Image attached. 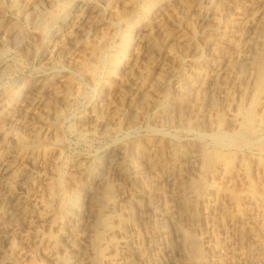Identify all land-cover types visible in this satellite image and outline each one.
I'll list each match as a JSON object with an SVG mask.
<instances>
[{"label": "rangeland", "instance_id": "rangeland-1", "mask_svg": "<svg viewBox=\"0 0 264 264\" xmlns=\"http://www.w3.org/2000/svg\"><path fill=\"white\" fill-rule=\"evenodd\" d=\"M124 1L0 0V98L15 106L31 82L45 79L48 85L54 83L41 91L39 106L22 115L33 121V127L11 126L0 139V155L8 147L15 150L7 187L13 188L24 174L28 177L26 210L15 220L20 228L8 237L0 264L72 262V251L79 248L82 236L75 218L83 211L87 185L98 179L97 167L112 149L125 154L116 171L110 170L105 197L114 192L120 171L130 177L124 183L128 191L142 190L148 182L135 171L149 161L150 200L182 211L179 237L184 244L182 259L187 261L183 259L181 264H264V3L182 0L164 15L163 29H153L155 46L144 57L150 61L140 57L133 65L135 59H130L131 65L124 68V55L143 47L136 45L138 29L152 16L157 1L163 0ZM79 2L87 6L82 11L86 27L78 30L84 34L82 41L74 45L76 35L75 31L69 34L74 29L70 25H66L68 36L61 37L64 41H56L57 25ZM252 18L259 41L251 52V67L237 63L236 58ZM164 30L174 41L164 37ZM126 44L128 51L123 49ZM45 48L52 51L51 56L40 60ZM128 71L135 82L124 79L120 83L123 89L113 79ZM155 73L159 79L153 78ZM103 95H108L109 112L101 109ZM226 109L236 115L232 121ZM6 113H0L1 121ZM20 134L22 140L17 142ZM183 152L189 160L183 181H189L185 184L189 183L196 196L190 193V199H185L188 202L181 201L184 206L180 202L179 207L165 176L173 172L179 178L182 168L177 166ZM133 211L130 218L140 238L137 253L151 255L145 247L149 227ZM99 233L98 228L93 238L94 262L130 264L121 254L103 247L105 237Z\"/></svg>", "mask_w": 264, "mask_h": 264}, {"label": "bare ground", "instance_id": "bare-ground-1", "mask_svg": "<svg viewBox=\"0 0 264 264\" xmlns=\"http://www.w3.org/2000/svg\"><path fill=\"white\" fill-rule=\"evenodd\" d=\"M22 1H28V0H22ZM108 1V0H107ZM124 1V0H123ZM128 1V0H127ZM226 1V0H225ZM231 1V0H229ZM244 2V0H242ZM248 1V0H246ZM112 2V1H111ZM110 2V3H111ZM118 2V1H117ZM116 2V3H117ZM125 2V1H124ZM152 2V1H151ZM159 4L154 7V10L152 12V16L146 20V22L144 23V25H142V27L140 29H138L137 33H136V40L138 42V45L140 46L141 44H143L140 49L137 50H133L132 53H129V55H124L125 61H124V66H129L131 64L129 63V60H134V62L132 63L133 65H135V63L137 64V61L140 57H145L150 53V48L153 44V29L155 28H159L161 29L162 27H164V25L162 26V22H163V18L164 15H168L169 11H171V9H173L174 5H178L179 3L181 4L182 0H163L161 2L157 1ZM218 2V1H217ZM228 2V1H227ZM234 2H239V0H235ZM250 2L252 3V0H250ZM22 3V2H21ZM24 3V2H23ZM26 3V2H25ZM24 3V4H25ZM224 3V1H223ZM233 3V2H231ZM253 3H264V0H254ZM38 4V3H37ZM122 4V3H121ZM155 4V3H154ZM222 4V3H221ZM20 5V4H19ZM26 6L28 5L25 4ZM34 5V4H33ZM124 5V3H123ZM226 5V4H225ZM240 5V4H239ZM264 5V4H263ZM29 6H31V4H29ZM113 6V5H112ZM111 6V7H112ZM182 6V5H181ZM193 6V5H192ZM236 6V5H235ZM241 6V5H240ZM240 6L237 8V10H240ZM245 6V5H244ZM22 7V5H21ZM87 7V6H86ZM86 7H84V5L82 3H77L75 4L74 8H73V12L71 13V15L69 16H65L61 22L59 23V25H57V29L55 32V40H60L64 38H61L63 36L64 33L67 34L68 36V32H65L67 30V26L66 25H70L71 29L69 34L74 32L75 39L73 40L74 45H76V43H79L82 41L83 38V33L79 32L78 30L82 27H84L82 25V11H86ZM115 7H118L117 5H115ZM121 7V6H120ZM123 7V6H122ZM176 7V6H175ZM227 7V6H226ZM129 8V7H128ZM179 8V7H178ZM176 7V9H178ZM243 8V7H242ZM125 9V8H123ZM132 9V8H131ZM255 9V8H254ZM27 10V9H26ZM89 10V9H88ZM122 10V8H121ZM236 10V11H237ZM246 10V9H245ZM29 11V10H28ZM80 11V12H79ZM117 11V10H115ZM144 11V10H143ZM257 11V10H256ZM33 12V11H32ZM68 12V11H67ZM121 12V11H119ZM238 12V11H237ZM236 12V13H237ZM245 12V11H244ZM36 13V12H34ZM66 13V12H65ZM88 13V12H87ZM86 13V15H87ZM95 13V12H94ZM113 13V12H112ZM127 13V12H125ZM144 13V12H143ZM70 14V13H69ZM252 14V13H251ZM260 14V13H259ZM125 15V14H124ZM209 15V14H208ZM90 16V15H89ZM97 16V15H95ZM118 16V15H117ZM206 16V15H205ZM203 17V16H202ZM210 17V16H209ZM252 17V16H251ZM257 17V16H256ZM201 19V17H199ZM255 18V17H254ZM54 19V18H53ZM253 19V18H252ZM258 19V18H256ZM260 19V18H259ZM258 19V20H259ZM255 19H253V21L251 20V23H248V25H246V31L242 34L241 36V43L238 46L239 47V59L236 58L237 63H239V61L241 62L240 64L243 65L244 64H249V59L251 56V52L252 49L254 48L255 44H257L258 40V34L256 33V31L254 29H256V21L254 22ZM60 21V20H59ZM203 21V20H202ZM229 21V20H228ZM231 21V20H230ZM87 22V21H86ZM195 22V21H193ZM201 22V21H200ZM199 22V23H200ZM259 22V21H258ZM208 23V22H207ZM255 23V25L253 24ZM84 24V23H83ZM209 24V23H208ZM246 24V23H245ZM258 24V23H257ZM261 24V23H260ZM206 25V24H205ZM227 25V24H226ZM234 25V24H233ZM232 25V26H233ZM244 25V24H243ZM231 26V25H230ZM240 26V25H239ZM86 27V26H85ZM175 27V26H174ZM177 27V26H176ZM243 27V26H242ZM179 28V27H178ZM205 28V27H204ZM68 29L69 26H68ZM128 29V28H127ZM131 29V28H130ZM163 29V28H162ZM13 30V29H12ZM137 30V29H136ZM171 30V29H170ZM173 30V29H172ZM179 30V29H178ZM69 31V30H67ZM82 31V30H81ZM158 32V30H156ZM166 30H164V32L162 33L164 35V37L166 39H171L170 38V33L165 32ZM258 31V30H257ZM54 32V31H53ZM160 32V31H159ZM171 32V31H170ZM261 32V31H260ZM183 33V32H182ZM8 36H11V31H7L6 33ZM156 34V32L154 33ZM158 34V33H157ZM161 34V33H160ZM177 34V33H176ZM65 35V34H64ZM185 34H183L184 36ZM128 36V35H127ZM135 36V35H134ZM157 36V35H156ZM178 36V35H177ZM261 36V35H260ZM259 36V37H260ZM52 37V36H51ZM66 37V36H65ZM74 37V36H73ZM182 37V35H181ZM160 38V37H159ZM174 38V37H173ZM178 38V37H177ZM53 39V38H52ZM181 39V38H180ZM70 40V39H69ZM162 40V39H161ZM173 40V39H171ZM168 41V40H167ZM174 41V40H173ZM179 41V40H178ZM220 41V40H219ZM61 42V41H60ZM60 42L58 44H60ZM68 42V40H67ZM70 42V41H69ZM156 42V41H155ZM163 42V41H162ZM172 42V41H170ZM62 43V42H61ZM140 43V44H139ZM160 43V42H159ZM220 43V42H219ZM55 44V43H54ZM73 43H71L72 45ZM123 44V43H122ZM65 45V44H63ZM154 45V44H153ZM155 46V45H154ZM72 49V46H70ZM74 47V46H73ZM133 47V46H132ZM48 48V47H47ZM97 48V47H96ZM134 48H136V46H134ZM216 48V47H215ZM53 49V48H52ZM124 50H127V44L124 45ZM133 49V48H132ZM153 49V48H152ZM168 49V48H167ZM155 50V49H154ZM238 50V49H237ZM261 50V48H260ZM62 51V50H61ZM118 51V50H117ZM128 51V50H127ZM219 51V50H218ZM52 52V51H51ZM51 52L50 49H46L39 55V59L40 60H46L48 58H50L49 56H51ZM115 52V51H114ZM124 52V51H123ZM172 52V51H171ZM238 52V51H237ZM113 53V52H112ZM260 54V53H259ZM262 54V53H261ZM255 56V55H254ZM252 58H254L252 56ZM251 58V59H252ZM263 58V57H262ZM145 59V58H144ZM250 59V60H251ZM146 61H150L149 59H145ZM141 61V60H139ZM224 61V60H223ZM234 61V60H232ZM257 61V60H256ZM259 61V60H258ZM126 62V63H125ZM142 62V61H141ZM227 62V61H226ZM225 62V63H226ZM146 63V62H145ZM149 63V62H147ZM146 63V64H147ZM151 63V62H150ZM222 63V62H221ZM231 63V61L229 62ZM227 64V63H226ZM220 65V64H219ZM224 65V64H223ZM232 65V63H231ZM255 65V64H254ZM142 66H145V64ZM239 66V65H238ZM237 66V67H238ZM249 66H251L249 64ZM258 66V65H257ZM245 67V66H244ZM252 67V66H251ZM263 67V66H262ZM125 68V67H124ZM128 67H126L127 70ZM235 68V67H234ZM123 69V68H122ZM130 69V68H129ZM128 69V70H129ZM228 69V67L226 68V70ZM230 69V68H229ZM82 70V69H81ZM115 70V69H114ZM256 71H258V69H255ZM262 68L259 66V77L261 76L262 73ZM118 72V71H117ZM126 71L124 70V73ZM134 72V71H133ZM160 72V71H159ZM159 72L157 74H159ZM119 74V73H118ZM156 73L152 75L153 78L155 79H159L158 75ZM109 75V74H108ZM60 76V75H59ZM65 77V76H64ZM257 77V76H256ZM114 78V77H113ZM166 78V77H165ZM44 79V78H43ZM55 79V78H54ZM124 79H126L127 81H132L131 83H133V77L128 73L123 74V72L121 74H119L118 76H116L113 81L114 83L119 82V84L121 83V81H123ZM212 79V78H211ZM210 79V80H211ZM222 79V78H221ZM45 80V79H44ZM44 80H40L37 79L34 82H31L30 84L27 85V89L24 92L21 100L16 103V105L14 106H10L9 105V100H7L6 98H0V113L2 111L6 110V114L4 115L3 119H2V124L0 125V139L5 135L4 133L6 132V128L8 129L11 126H15V125H20L22 126L25 130H30L33 125L31 122L33 121H26L23 119L22 115L24 113V111H33L36 107L39 106V104L41 103L42 100V96H41V91L43 89H46L47 87L51 88V84L48 85L47 82H45ZM61 80V79H59ZM146 80V79H145ZM216 82V78L214 79ZM218 80V79H217ZM109 81V80H108ZM111 82H113L112 80H110ZM126 81V83H128ZM158 81V80H157ZM261 81V80H260ZM49 82V81H48ZM51 82V81H50ZM62 82V81H61ZM60 82V84H61ZM65 82V81H64ZM125 82V81H124ZM135 82V81H134ZM142 82V81H141ZM213 82V81H211ZM221 82V81H220ZM262 82V81H261ZM58 83V82H57ZM69 83V82H68ZM110 83V82H109ZM139 83V82H138ZM54 84V83H53ZM58 83V85H60ZM63 84V83H62ZM118 84V83H117ZM134 84V83H133ZM137 84V83H136ZM153 84H155L153 82ZM257 84V83H256ZM57 85V84H56ZM65 85V84H64ZM125 85V84H124ZM123 85V86H124ZM209 85V84H208ZM216 85V84H215ZM258 85V84H257ZM120 86L122 87V85L120 84ZM138 86V85H137ZM140 86V85H139ZM54 87V86H53ZM60 87L63 88V85H61ZM66 87V86H65ZM127 87V86H126ZM130 87V86H129ZM208 87V86H207ZM218 87V85H217ZM221 87V86H220ZM49 88V89H50ZM124 89V87H122ZM136 88V87H135ZM55 89V88H54ZM129 89V88H127ZM132 89V88H131ZM213 89V86L211 87V90ZM216 89V88H215ZM48 90V89H46ZM57 90V89H56ZM55 90V91H56ZM134 90V89H133ZM59 91V90H58ZM57 91V92H58ZM122 91V90H121ZM216 91V90H215ZM47 92V91H46ZM62 91H59V93ZM125 94L126 92L123 91ZM44 93V92H42ZM48 93V92H47ZM52 93V92H51ZM111 93V92H110ZM130 93V92H129ZM138 93V92H137ZM144 93V92H142ZM141 93V94H142ZM149 93V92H148ZM53 94V93H52ZM128 94V93H127ZM134 94V93H133ZM139 94V93H138ZM45 95V94H44ZM101 95V94H100ZM124 95V94H123ZM129 95V94H128ZM136 95V94H135ZM144 95L146 96V93H144ZM148 95V94H147ZM49 96V94L47 95ZM108 96V95H107ZM106 95H103L100 99V106L102 111H108L111 109V105H108L106 103ZM142 97V96H140ZM47 98V97H46ZM54 98V97H53ZM60 98V97H59ZM111 98V97H110ZM146 98V97H145ZM99 99V98H98ZM147 99V98H146ZM186 99V98H185ZM188 99V98H187ZM145 100V99H144ZM47 101V100H46ZM16 102V101H15ZM49 102V101H48ZM146 102V101H144ZM148 102V101H147ZM137 103H139L137 101ZM15 104V103H14ZM136 105V104H135ZM141 106V105H140ZM243 107V106H242ZM100 109V110H101ZM106 109V110H104ZM113 109V108H112ZM246 109V108H245ZM244 109V111H245ZM39 110V109H38ZM101 111V112H102ZM226 115L228 116V119L230 118L231 121L233 120V116L234 115L232 112H230L229 110L226 109ZM224 112V113H225ZM248 113V110L246 111ZM27 113V112H26ZM100 113V112H99ZM28 114V113H27ZM26 114V115H27ZM246 114V113H245ZM98 115V114H97ZM30 116V115H29ZM38 116V115H37ZM132 116V115H131ZM95 119L98 118V122H102V118L99 116L95 115ZM105 117V116H104ZM28 118V117H27ZM135 118V117H134ZM133 118V119H134ZM227 118V117H226ZM237 118V117H236ZM39 119V118H38ZM130 119V118H129ZM132 119V120H133ZM29 120V119H28ZM31 120V119H30ZM41 120V119H39ZM135 122V121H133ZM39 123H42L41 121ZM130 123V122H129ZM242 126V125H241ZM22 134H20L18 137H16V141L17 142H21L22 140ZM25 144V143H24ZM13 145V143H12ZM18 145V144H17ZM8 146V145H7ZM11 146V145H10ZM20 146V145H19ZM17 146V147H19ZM6 148V146H5ZM200 149V148H199ZM178 150V149H177ZM201 150V149H200ZM199 150V152H200ZM182 152V151H181ZM186 152V151H185ZM183 152L181 154V163L180 166L177 167H181L182 168V172L180 173L179 178L176 177L174 174H172L171 172H169L165 177H166V183L167 185L170 186V188H172L173 190H171L173 192L172 198L173 201H175V206H181L184 202L186 203V201L188 202V200L185 201V199H190L191 194L193 192L192 188L189 185H187V183L185 184V182H189L187 181H183V176L187 175V172H189L188 166H189V160L187 161L186 159V154ZM198 152V150H197ZM15 150L8 147L6 149H3L0 155V257H4L3 253H4V247L6 245V242L8 240V237L10 235H12L13 233L15 234V232H17V230L20 228V226H18V224L16 225V219H18L19 216H21L23 214V211L26 210V205H25V196H24V188H25V182L27 181L26 179L28 178L25 174L24 176L20 177L19 179L16 180L15 182V186L13 188H8L7 186V181L10 180L11 176H12V171L14 170V166L12 163V156L14 155ZM125 152L124 150H109L105 152V158L102 161V165L97 170L99 177L96 181H93L92 183L87 185V191L85 193L84 199H83V211H81L80 215H77V217L75 218V220H77L78 225L80 226L81 232H82V236H81V245L79 246L78 249L73 250L72 251V255H73V260H72V264H96L94 262V259L92 258V251H93V238H94V234L96 232V230L99 228L102 233L99 234H104V244L103 247L105 246V248L108 251H112L116 254L119 253L121 254L130 264H181L183 259H182V246L181 244V240L179 237V222L181 225V216H182V211L181 213H178L181 209L179 208H173L170 207L169 204H166L165 202L163 203H158L153 202L150 200V189L152 188L151 182H152V175L148 172L147 170V166L149 163V161H144L142 162L143 164H141L142 166L138 169H136V173L137 174H141L142 176H144L146 178V181L148 182V184L142 189V190H136V191H128L124 185V183L128 180L129 178L128 176L124 175L121 173L119 174V177L117 178L115 187H114V192L111 193L109 195L108 193V197H105V193L107 190V186H108V181L109 180V176L112 178L111 174H110V170H115L118 167V163L119 160L122 159V157L124 156ZM104 157V156H103ZM102 157V158H103ZM156 157V156H155ZM179 158V156H177ZM186 159V160H185ZM205 159V158H204ZM146 160V159H145ZM148 160V159H147ZM180 160V158H179ZM178 160V161H179ZM201 160V159H200ZM155 162V161H154ZM203 162V161H202ZM208 162V161H207ZM156 163V162H155ZM204 163V162H203ZM153 164V163H152ZM179 165V164H178ZM220 165V164H219ZM175 166V165H174ZM123 167V166H122ZM191 168V166H190ZM193 168V167H192ZM179 169V168H176ZM127 171V170H126ZM134 171V170H133ZM123 172V170H122ZM151 172V171H150ZM125 173V172H124ZM129 173V172H128ZM131 173V172H130ZM134 173V172H133ZM126 174V173H125ZM114 175V174H113ZM117 175V174H115ZM179 175V174H176ZM131 176V175H130ZM110 178V179H111ZM186 178V177H185ZM165 179V178H164ZM186 180V179H185ZM155 182V181H154ZM192 183V182H191ZM190 183V184H191ZM111 185V184H110ZM197 185V184H196ZM112 186V185H111ZM111 186L109 191L111 190ZM151 187V188H150ZM168 187V186H167ZM113 188V187H112ZM131 189V188H130ZM141 189V188H139ZM111 190V192H112ZM202 191V190H201ZM152 193V192H151ZM191 193V194H190ZM195 194V191L193 192ZM196 196V194L194 195ZM193 197V195H192ZM171 198V200H172ZM233 198V197H232ZM184 202L182 203L181 201ZM191 200H194L193 198ZM190 200V201H191ZM180 202L182 203L180 205ZM194 204V203H192ZM190 204H188L189 207ZM224 205V204H223ZM184 206V204L182 205ZM181 206V207H182ZM193 206V205H192ZM190 206V208L192 207ZM194 208V207H193ZM225 208V206H224ZM135 210V211H133ZM176 210H179L178 212H176ZM136 212L137 213V218L138 221L140 223H142L143 225L145 224L147 226V228L149 227V229L145 230V247L147 248V251L151 253V255L148 256H140L137 253V247H138V239L137 238L138 235L135 234L134 232V223L132 221V219L130 218V214L131 212ZM184 211V210H183ZM191 211V210H190ZM136 216V214H134ZM142 226V225H141ZM68 227V226H67ZM145 228V227H143ZM69 229V228H67ZM70 230V229H69ZM140 230V229H139ZM190 232V231H189ZM144 234V233H143ZM142 234V235H143ZM155 234V235H154ZM98 235V234H97ZM188 236V235H187ZM156 237V239L154 238ZM97 238V237H96ZM100 239V238H99ZM96 240V239H95ZM101 240V239H100ZM99 240V242H100ZM184 241V239H183ZM195 242V241H194ZM193 242V243H194ZM95 243V242H94ZM98 243V242H97ZM144 245V244H143ZM96 246V245H95ZM98 246V245H97ZM68 247V246H67ZM102 247V246H101ZM144 247V248H145ZM72 248V247H70ZM95 248V247H94ZM139 248V247H138ZM104 249V250H106ZM137 249V250H136ZM184 249V248H183ZM189 249V248H188ZM194 249V248H193ZM145 250V249H144ZM68 251V250H67ZM195 251V249L193 250ZM71 252V250H70ZM107 252V251H106ZM183 252V251H182ZM192 252V251H191ZM103 253V252H102ZM185 253V252H184ZM194 253V252H193ZM196 253V252H195ZM251 253V252H250ZM64 254V253H63ZM197 254V253H196ZM248 254V253H247ZM187 255L188 251H187ZM256 255V254H255ZM254 255V256H255ZM120 256V257H122ZM246 256V255H245ZM253 256V254H252ZM251 256V257H252ZM113 257V256H112ZM184 257V256H183ZM68 258V256H67ZM188 258V257H187ZM256 258V257H254ZM6 259V258H5ZM97 259V258H96ZM189 259V258H188ZM192 259V257H191ZM251 259V258H250ZM253 259V258H252ZM70 260V258H69ZM147 260V261H146ZM186 260V259H185ZM184 260V261H185ZM249 260V259H248ZM99 261V260H98ZM124 261V260H122ZM146 261V262H145ZM187 261V260H186ZM200 261V260H199ZM254 261V260H253ZM148 262V263H147ZM69 263V264H71ZM121 263V261H120ZM123 263V262H122ZM194 263V262H193ZM202 263V261H201ZM250 263V261H249ZM252 263V262H251ZM109 264V263H108ZM185 264V263H184ZM248 264V262H247ZM253 264V263H252ZM254 264H257L254 263Z\"/></svg>", "mask_w": 264, "mask_h": 264}]
</instances>
